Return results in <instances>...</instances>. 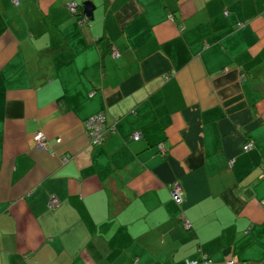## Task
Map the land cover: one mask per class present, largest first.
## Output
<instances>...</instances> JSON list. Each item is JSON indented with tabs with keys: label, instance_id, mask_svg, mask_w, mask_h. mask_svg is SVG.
<instances>
[{
	"label": "crops",
	"instance_id": "crops-1",
	"mask_svg": "<svg viewBox=\"0 0 264 264\" xmlns=\"http://www.w3.org/2000/svg\"><path fill=\"white\" fill-rule=\"evenodd\" d=\"M263 173L264 0H0V264H264Z\"/></svg>",
	"mask_w": 264,
	"mask_h": 264
},
{
	"label": "built area",
	"instance_id": "built-area-1",
	"mask_svg": "<svg viewBox=\"0 0 264 264\" xmlns=\"http://www.w3.org/2000/svg\"><path fill=\"white\" fill-rule=\"evenodd\" d=\"M12 2H13L14 5L18 4L17 0H12ZM67 7H68L69 10L74 11L75 4L74 3H70V4L67 5ZM112 55H113V57H117L118 53L115 50H113ZM103 122H104V117L101 114H99L97 117H93V118H90L88 120V123H87L88 134L87 135H88V137L90 138V140H91V142L93 144H98L103 139V136H104ZM141 136H142L141 132H134L132 134L131 138L133 140H138L139 138H141ZM32 142H33L34 146L39 148V149H44L47 146V140H46V138L44 137V135L40 131H36L34 133V135L32 137ZM157 147H158V150H159L160 153H164V148H163L162 145H157ZM252 147H253V143L252 142H246L245 145H243L242 148H243L244 151H248ZM263 176H264V173H263ZM169 187H170V194H171L172 199L177 204H181V202H182L181 201L182 200L181 199L182 193H181L179 185L178 184H172ZM55 201L56 200L51 199L50 200V206H54L53 203ZM183 223H184L185 226H188V222L186 220L183 221ZM186 264H198V262H196V261H190L189 262L188 261V262H186ZM202 264H210V261L209 260H204V262ZM228 264H230V263H228Z\"/></svg>",
	"mask_w": 264,
	"mask_h": 264
},
{
	"label": "trees",
	"instance_id": "trees-1",
	"mask_svg": "<svg viewBox=\"0 0 264 264\" xmlns=\"http://www.w3.org/2000/svg\"><path fill=\"white\" fill-rule=\"evenodd\" d=\"M18 1V4H19V0H17ZM11 2H12V0H11ZM70 3H74L75 4V7H74V11H71V10H69L68 9V7H67V5L68 4H70ZM12 4H13V2H12ZM17 4V5H18ZM17 5H14L13 4V6H17ZM66 7H67V9H68V11L70 12V13H72V14H77V9H78V6H77V3L76 2H73V1H70V2H68L67 4H66ZM171 16V17H170ZM78 17H79V20H80V22H86V21H88V19L86 18V16L85 15H82L81 13L78 15ZM169 18H171L172 20H173V15L172 14H169ZM113 50H115L114 48H113V46L111 47V49H110V54L112 55V53H113ZM117 53H118V56L117 57H114V58H118L119 57V52L117 51V50H115ZM112 57H113V55H112ZM99 114H101L103 117H104V121H105V112L104 111H100V112H97V113H95V114H92V115H90V116H88L87 117V119L85 120V129H86V134H88V130H87V123H88V120L90 119V118H93V117H97ZM103 128H104V122H103ZM135 132H140V131H135ZM134 133V132H133ZM132 133V134H133ZM132 134L130 135V139L131 140H133L132 138H131V136H132ZM87 137H88V135H87ZM103 138H104V136H103ZM88 139H89V142L91 143V144H93L92 142H91V140H90V138L88 137ZM140 139V138H139ZM102 141H103V139H102ZM101 141V142H102ZM134 141H137V140H134ZM100 142V143H101ZM64 159V160H63ZM69 159V157L68 156H64V157H62L61 158V161L62 162H66L67 160ZM178 185H180V184H178ZM180 187V186H179ZM180 190H181V187H180ZM181 193H182V190H181ZM172 198V197H171ZM181 199L183 200V193H182V196H181ZM54 200H56V199H54ZM173 200V199H172ZM181 200V201H182ZM174 201V200H173ZM53 205L54 206H50V201H49V206L51 207V208H54V207H57V206H59V202H58V200H56L54 203H53ZM184 219H186L185 217L182 219V220H180L181 221V225L182 226H184V227H186L185 225H184V223H183V221H185ZM188 221V220H187ZM204 260H208L207 258H204V256L202 255V256H200L199 258H197V259H189V258H187V259H185V262H184V264H186V262H190V261H196V262H198V264H202L203 262H204Z\"/></svg>",
	"mask_w": 264,
	"mask_h": 264
},
{
	"label": "water",
	"instance_id": "water-1",
	"mask_svg": "<svg viewBox=\"0 0 264 264\" xmlns=\"http://www.w3.org/2000/svg\"><path fill=\"white\" fill-rule=\"evenodd\" d=\"M83 4V13L84 15L86 16V18L89 20V19H92L93 17V5L92 3H90L89 1L87 2H84L82 3Z\"/></svg>",
	"mask_w": 264,
	"mask_h": 264
},
{
	"label": "rangeland",
	"instance_id": "rangeland-1",
	"mask_svg": "<svg viewBox=\"0 0 264 264\" xmlns=\"http://www.w3.org/2000/svg\"><path fill=\"white\" fill-rule=\"evenodd\" d=\"M103 130H104V128H103ZM36 148H37V147H36ZM252 148H253V147H252ZM252 148H251V149H252ZM44 149H46V148H44ZM44 149H41V150H44ZM158 151H159V150H158Z\"/></svg>",
	"mask_w": 264,
	"mask_h": 264
}]
</instances>
